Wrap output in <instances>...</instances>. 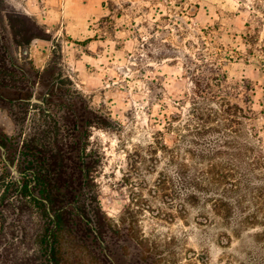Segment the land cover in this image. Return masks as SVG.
Here are the masks:
<instances>
[{
    "label": "rangeland",
    "instance_id": "374dc122",
    "mask_svg": "<svg viewBox=\"0 0 264 264\" xmlns=\"http://www.w3.org/2000/svg\"><path fill=\"white\" fill-rule=\"evenodd\" d=\"M100 1L98 21L117 24L105 30L117 35L109 60L45 29L33 1L0 0V44L12 41V11L37 36L11 55L55 65L97 116L92 194L118 233L106 248L64 235L61 264H264V0ZM46 89L31 100L43 104ZM23 112L0 101V264L48 258L41 209L22 205L13 183L42 121L38 106Z\"/></svg>",
    "mask_w": 264,
    "mask_h": 264
},
{
    "label": "trees",
    "instance_id": "16d2710c",
    "mask_svg": "<svg viewBox=\"0 0 264 264\" xmlns=\"http://www.w3.org/2000/svg\"><path fill=\"white\" fill-rule=\"evenodd\" d=\"M15 16L8 11L12 41L0 44V101L12 109L23 107L24 114L30 106H38L42 121L23 140L19 168L23 178L13 183L22 205L32 203L41 209L44 224L39 236L41 248L48 254L46 264H61L58 253L64 235L76 231L84 242L106 248L118 228L92 194L94 161L87 140L97 116L81 95L72 94L65 86L67 79L54 74L55 65L39 70L29 65L27 58L11 55L14 46L28 47L37 36L29 35L23 19L17 21ZM39 83L47 87L42 93L43 104L31 100ZM98 119V125L105 127L106 119ZM0 145L9 148L7 138L1 135ZM28 174L30 178H26Z\"/></svg>",
    "mask_w": 264,
    "mask_h": 264
},
{
    "label": "crops",
    "instance_id": "0c3cea01",
    "mask_svg": "<svg viewBox=\"0 0 264 264\" xmlns=\"http://www.w3.org/2000/svg\"><path fill=\"white\" fill-rule=\"evenodd\" d=\"M36 6V13L42 19L45 29H56L67 34L70 38L77 41L82 40L88 42L86 46L89 48H100V57H112L116 52L111 48L116 42L117 35L107 33L105 30L108 27L116 26L112 23L110 26L101 24L99 18L108 13V9L100 0H31ZM120 31V27H116ZM98 30H104V35L99 37L98 40L89 41ZM117 31V32H118ZM53 35L50 36V39ZM106 53V54H103ZM107 58V60H109ZM86 62H90L84 59ZM106 62V60H103Z\"/></svg>",
    "mask_w": 264,
    "mask_h": 264
},
{
    "label": "water",
    "instance_id": "95a60500",
    "mask_svg": "<svg viewBox=\"0 0 264 264\" xmlns=\"http://www.w3.org/2000/svg\"><path fill=\"white\" fill-rule=\"evenodd\" d=\"M27 52H28V49L25 48V49H24V54H27ZM0 148L2 149V146H1V145H0ZM11 169L14 171V173H15L16 175L18 174L17 170H16L14 167H11Z\"/></svg>",
    "mask_w": 264,
    "mask_h": 264
}]
</instances>
